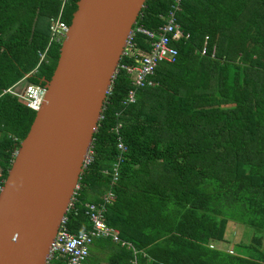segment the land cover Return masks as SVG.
Wrapping results in <instances>:
<instances>
[{"label":"trees","instance_id":"16d2710c","mask_svg":"<svg viewBox=\"0 0 264 264\" xmlns=\"http://www.w3.org/2000/svg\"><path fill=\"white\" fill-rule=\"evenodd\" d=\"M77 0H0V165L6 178L35 111L4 89L44 83L61 43L50 42L51 18L67 24ZM172 0H146L137 21L156 29ZM177 20L189 38L174 63H161L153 85L123 101L130 75L120 67L93 134V161L84 168L70 232L91 228L85 203L115 197L105 221L137 255L118 245L127 264H264V0H184ZM137 45L148 49L143 36ZM206 44L205 54H201ZM40 53H45L43 59ZM135 63L123 55L119 64ZM117 122L127 146L119 178ZM250 237L229 252L227 223ZM227 239V240H226ZM239 251V252H238ZM244 253H243V252Z\"/></svg>","mask_w":264,"mask_h":264},{"label":"water","instance_id":"95a60500","mask_svg":"<svg viewBox=\"0 0 264 264\" xmlns=\"http://www.w3.org/2000/svg\"><path fill=\"white\" fill-rule=\"evenodd\" d=\"M146 0H77L47 92L0 191V264H44Z\"/></svg>","mask_w":264,"mask_h":264},{"label":"built area","instance_id":"2783aa9c","mask_svg":"<svg viewBox=\"0 0 264 264\" xmlns=\"http://www.w3.org/2000/svg\"><path fill=\"white\" fill-rule=\"evenodd\" d=\"M183 1L184 0H172L166 13L162 14L164 22L156 29L147 28L137 20L132 25V28L127 36L122 56L127 55L129 57H134L135 63L131 65L118 64L117 67L118 70L120 65V67L125 69L130 75V87L127 91L123 104L128 105L136 102L137 91L140 88L153 85L154 81L152 76L161 63H174L177 60V43L182 39H188L190 36L188 32L184 31L181 24L177 20V14L180 11ZM64 2L65 0H63L62 7ZM60 15L61 14H59L57 17L51 18L50 42L61 43L66 36L69 24L62 20ZM137 36L144 37L146 43L148 44L147 50H142L138 47L136 41ZM206 50L207 46L204 44L200 50V53L205 54ZM44 54L45 53H40L41 59H43ZM111 88L112 84L107 90V96L111 92ZM5 92H9L21 97L25 101L27 107L37 111L43 103L47 92V87L46 83L36 84L26 82L20 89L10 87L4 89L3 93ZM100 118H102V114L100 115ZM121 126L122 123L117 122L116 126L114 127V131L118 134L116 143L118 154L116 160L112 164V171L109 172L108 169L103 170L104 173H109L111 175V184L116 182L119 178L120 163L123 160L124 153L127 150V146L124 144L121 136L119 135ZM93 159L94 150L91 143L83 157V170L89 166ZM3 175L4 169L0 165V191L3 189V185L6 180ZM78 189L79 183L75 187V190L67 205L66 212L60 221L53 240L50 243L44 264H83L89 255L90 245L96 238H109L113 242L120 243L132 252H136L137 250L133 244L131 242L122 240L119 236V231L109 226L105 221V212L107 210V206L115 197L114 192L110 188L105 189V192L102 195V201L99 204L94 202H86L84 204L85 214L91 221V228L80 233H72L69 231L67 226V216L68 212L73 209L74 203L77 201ZM227 250L229 252H233V250L229 248Z\"/></svg>","mask_w":264,"mask_h":264},{"label":"rangeland","instance_id":"374dc122","mask_svg":"<svg viewBox=\"0 0 264 264\" xmlns=\"http://www.w3.org/2000/svg\"><path fill=\"white\" fill-rule=\"evenodd\" d=\"M227 235L226 238L228 241L225 245L221 246L222 248L231 249L233 252H237V248L235 247L237 244H246L249 240V236L247 233V229L242 224L234 223L233 221H229L227 223ZM226 239V240H227ZM97 243L90 248V255L87 258L91 262H96L97 260H101L100 251L97 248ZM239 252V251H238ZM243 252V251H242ZM244 253V252H243Z\"/></svg>","mask_w":264,"mask_h":264},{"label":"crops","instance_id":"0c3cea01","mask_svg":"<svg viewBox=\"0 0 264 264\" xmlns=\"http://www.w3.org/2000/svg\"><path fill=\"white\" fill-rule=\"evenodd\" d=\"M115 229L118 230L117 228H115ZM95 244L96 243L94 240V242L90 245V248ZM97 245H98V247L97 246L96 247L100 251L101 260L100 261L97 260L96 262H91L90 260L87 259L89 257L88 256L83 264H127L126 261L123 259V257L120 255V252H119L120 248L118 247V245H116L114 243H110L108 241L103 242L102 244H97ZM119 245L123 246L121 244H119ZM126 249H128V248H126ZM136 250H137L136 252H133L136 255L138 253L142 252L141 250L139 251L137 248H136ZM89 255H90V249H89ZM131 264H137V260H132Z\"/></svg>","mask_w":264,"mask_h":264}]
</instances>
